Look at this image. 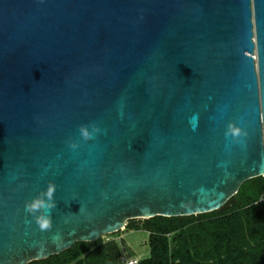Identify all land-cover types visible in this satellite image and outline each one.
<instances>
[{"label": "water", "instance_id": "1", "mask_svg": "<svg viewBox=\"0 0 264 264\" xmlns=\"http://www.w3.org/2000/svg\"><path fill=\"white\" fill-rule=\"evenodd\" d=\"M263 176L264 0H0V264L223 210ZM49 184L41 230L24 204Z\"/></svg>", "mask_w": 264, "mask_h": 264}, {"label": "trees", "instance_id": "2", "mask_svg": "<svg viewBox=\"0 0 264 264\" xmlns=\"http://www.w3.org/2000/svg\"><path fill=\"white\" fill-rule=\"evenodd\" d=\"M125 229L148 234L149 255L138 264H264V176L243 184L223 210L131 220ZM123 258L116 242L100 238L30 264H123Z\"/></svg>", "mask_w": 264, "mask_h": 264}, {"label": "clouds", "instance_id": "3", "mask_svg": "<svg viewBox=\"0 0 264 264\" xmlns=\"http://www.w3.org/2000/svg\"><path fill=\"white\" fill-rule=\"evenodd\" d=\"M98 131V129H97ZM83 136L87 139L89 138V133L86 129H82ZM226 135H231L236 142H240V138L246 135L239 127H233L229 125V131ZM54 192L55 186L53 184H49L46 191L43 193L44 198H36L32 201L25 202L24 209L28 213H35L38 209H44L45 211L42 212L40 215L35 216V222L39 226L41 230H46L51 228L52 221H51V211L55 209L56 202L54 200Z\"/></svg>", "mask_w": 264, "mask_h": 264}, {"label": "rangeland", "instance_id": "4", "mask_svg": "<svg viewBox=\"0 0 264 264\" xmlns=\"http://www.w3.org/2000/svg\"><path fill=\"white\" fill-rule=\"evenodd\" d=\"M114 241L119 245L121 255L132 258H143L149 255L148 234L140 230L120 231L112 235L102 237L103 244Z\"/></svg>", "mask_w": 264, "mask_h": 264}, {"label": "built area", "instance_id": "5", "mask_svg": "<svg viewBox=\"0 0 264 264\" xmlns=\"http://www.w3.org/2000/svg\"><path fill=\"white\" fill-rule=\"evenodd\" d=\"M140 258L125 257L123 258V264H138Z\"/></svg>", "mask_w": 264, "mask_h": 264}]
</instances>
